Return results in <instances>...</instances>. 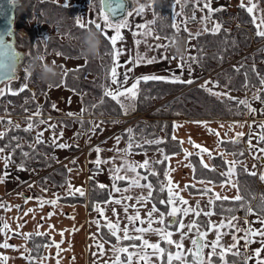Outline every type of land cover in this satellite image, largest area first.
Returning a JSON list of instances; mask_svg holds the SVG:
<instances>
[{
  "label": "trees",
  "instance_id": "16d2710c",
  "mask_svg": "<svg viewBox=\"0 0 264 264\" xmlns=\"http://www.w3.org/2000/svg\"><path fill=\"white\" fill-rule=\"evenodd\" d=\"M92 1L98 8L99 0ZM65 4L55 0H18V3L14 6L13 16V27L15 28L14 45L23 50L20 62L22 65H25L33 55L43 51L61 52L62 56L71 58L81 57L82 62L65 68H61V64L56 63L60 74L51 83H41L36 75L32 74L28 82V88L23 93L15 96L6 94L0 97V112L13 113L21 121L19 128H17V125L9 123L6 113L0 116L1 124L8 122V125L2 130L5 135L0 138V147L7 146L5 149H8L9 154H12V163L16 165L21 163L22 152H29L33 158L25 161L26 168H33L37 172L40 169L45 170L37 175L36 181L43 187H51L53 189L59 188L60 185L66 182L67 164L63 162L57 163L52 153V146L48 142L36 144L33 133L23 130L27 127L28 118L33 117V113L30 111L37 109L39 106L41 115L33 117L34 124H39L38 121L46 116L53 117L52 124L58 122L61 125L69 126L72 121L75 122L77 125L76 130L73 131L75 137H78L77 133L80 134V129L84 131L90 126V117L102 121H111L116 119L117 116L126 114L110 98H105L103 105L100 104V98L103 94V89L100 86L109 85L110 80L108 72L111 68L112 60L106 54L111 51L108 41L101 37L103 43L100 55L95 58H87L88 63L85 66V57L80 55L76 41L73 39L76 35L81 34V30L74 26V18L77 17L78 13L77 6L68 4L67 7H63ZM183 7L186 11H189L192 7V2H185ZM234 10L237 24H230L228 28L222 27L221 31L215 34L210 31L204 32L200 30L201 35L192 38V44L189 47L187 45L189 32L196 33L198 31L188 28V31H184L185 27L179 25L181 31L176 32L172 28L174 23L172 0H155V2L151 0V21H154L152 27L156 35L168 39L179 35L187 45V56L202 57L199 62L192 64V69L198 72V75L191 79L193 80L191 84L167 81H141L138 86L137 102L131 110L132 113H143L145 116L136 117L129 127L133 129V140L138 141L133 143V148L130 151H154L160 148L162 152V156L158 160H151L152 171L146 168H137V171L141 174L140 177L147 176L146 180L152 184L153 195L149 199L161 212L167 213V204L160 203L161 200H166L167 198L165 189L163 191L160 190L161 187L164 188V157L166 154L179 151L180 149L178 139L174 140L170 132L172 119L175 117H242L246 113L244 105H238L237 100L227 98V96L233 97L232 95L227 94V96H222L218 99L216 96L210 95L205 88H202L201 85L203 84L196 81V79L209 71L212 78L222 87L239 92L260 84V78L264 71V42L253 48L250 47L251 41H257L261 38L256 36L248 12L241 6H236ZM213 16L220 19L223 23L229 22L221 17V11L215 12ZM29 20H33L34 24L30 25ZM40 23H45L52 27V32L44 36V38L47 37L46 42L44 38L41 39L39 37L36 31L35 24ZM68 33L72 35H68ZM190 48L191 50H189ZM233 58L239 62L238 65L233 64L231 61ZM77 67H81L82 70L72 72L66 78L63 77L65 69H75ZM62 80L64 81L63 83L61 82ZM245 84H247V87H245ZM57 85L71 89L76 93L80 92V113L78 116L66 117L59 114L56 108L53 109L46 89L48 86ZM29 86H33V90H30ZM257 93L264 99V92L258 90ZM37 99H40L39 103ZM161 99L164 100L156 104ZM94 104L97 107H92ZM82 108L86 109L83 113H81ZM23 113H28L29 115L25 116ZM81 121H83V124ZM40 125L49 131L47 124ZM260 125L258 126L257 140L263 143L264 149V141L259 139L261 135H264V128L260 127ZM125 130L120 132L125 142L124 150L128 146L126 145L127 142H129V134ZM159 134H161V137L156 140L160 141L159 143H145L147 139L156 137ZM13 137L18 139H13ZM17 143L21 145L20 148L15 147ZM219 144L224 150L230 151L236 158L244 157L246 153L244 144L240 140L233 143L231 139H220ZM136 145H140V147H136ZM124 152L127 153L129 151ZM241 153L243 154L241 155ZM260 157L264 160V153ZM189 158L193 165V176L209 178L213 182L226 178V176L221 175V173H224V163L218 154L212 156L213 166L209 168H204L195 154H191ZM156 161L161 162L156 163ZM89 168L95 167L90 166ZM213 168L215 169L214 171L212 170ZM152 172H155L156 175H152ZM251 172L243 165L237 164L235 166V181L240 194L245 198V207H252L255 213L264 217V211H262L264 209V190H256L254 176L250 175ZM90 177L92 176L88 175L85 177L84 196L81 197L78 193H65L59 196V200L64 202H85L87 209H91L94 202L105 200L108 196L107 186L104 189H100L98 185L106 184L99 182L94 177L89 179ZM46 180L50 181V184ZM140 181L143 182L145 179ZM112 182L116 185H123L127 183V180L115 182L112 180ZM188 188L190 190L197 189L190 185ZM211 207L213 212L227 217H232L236 214V211H239L240 214L245 213V210L240 208L239 202H235L232 198L226 201L214 200ZM229 209L234 210L228 211ZM197 210L200 209L197 208ZM167 220L168 217L165 215V223H168ZM194 220L201 226L207 227L208 221L203 213L200 216H194ZM175 223L176 218H173L168 227H174ZM99 231L109 241L114 240L104 226L101 225ZM35 233L37 232H30L32 235L27 240L29 256L33 258L29 260L31 264L38 263L35 258L41 253L43 243L49 241L46 233L40 236L35 235ZM162 246L165 250L168 249L167 243L162 242ZM239 253L236 256L227 253L225 256L227 264H244L245 254L242 250H239ZM185 258L191 261L188 253H186ZM218 262H220V258L216 256L214 264ZM177 263L178 261L173 262V264Z\"/></svg>",
  "mask_w": 264,
  "mask_h": 264
},
{
  "label": "crops",
  "instance_id": "0c3cea01",
  "mask_svg": "<svg viewBox=\"0 0 264 264\" xmlns=\"http://www.w3.org/2000/svg\"><path fill=\"white\" fill-rule=\"evenodd\" d=\"M211 2L217 5L216 8L223 7L225 9H230V10H234L236 6L241 5V0H211ZM253 2L257 4V9L254 10L253 14H249V13L248 14L251 18V22L253 23L254 31L256 32L257 31L256 24L259 23L260 17L264 15V0H253ZM243 3L245 5V7L243 8L246 10L247 6L249 5V0H243ZM253 15H255L257 18L255 22H253ZM185 21L187 22L188 20ZM220 24L222 25V27L224 26V23H220ZM199 29L203 30L204 28H199ZM262 42H264V38H261L257 41H251L250 47L253 48L255 47V45L260 44ZM187 43H188L187 45L190 47L192 44V38H188ZM189 50H191V48ZM234 62L236 61L234 60ZM210 77H212L211 74ZM262 77H264V71ZM208 78L209 76H206V74H202L196 79V81L201 82L202 84H204L205 81H210L212 83L209 84L212 87H214L213 83H215V81L213 80V78L212 80L211 79L209 80ZM3 83L0 84V88H6L3 85ZM259 87L264 88V86H262L261 84H259ZM46 93L48 94L47 90ZM232 96L235 97L234 95ZM255 102H257L256 106L259 105L260 107L262 106L264 107V100L261 103L258 102L257 100ZM254 104L252 103L250 105L254 106ZM251 118L254 117L242 116V117H229V118H222V117L173 118L171 122L170 132L172 136H175L178 139L180 144V149L179 151L171 152L165 155L169 157V159L165 160L164 175H163V185L167 196L166 200L168 199V191H167L168 178H166L165 172H168V175L171 178L174 192H178L179 196L183 197L185 200L188 201V205L178 204L177 205L178 207H192L193 209L197 210V202H199L198 208L200 210L203 209L206 211L213 212L212 207L211 205H209L208 201L209 199L214 197V194L219 193L222 196H227L229 198L234 197L237 194V189L232 188L231 185L225 183V181L230 179L231 182L236 183L235 173L231 177H226L225 179L220 180L218 182H213L209 178L195 177L193 176V165L190 161V158L189 156L185 158L184 152L185 150H187L188 152L195 154L201 165H202L201 159H203V163H206L209 165V167H212L213 166L212 160L209 159L208 154L200 152V149L195 148L193 146V144L200 145L203 148L209 149V151L212 153V156L218 154L221 157L223 163L225 160L238 161L239 163L237 164H241L247 170L252 171L248 163H251V160L249 158H251V155L253 153L251 152V150L249 153V149L246 148V146L248 145L247 143H245L246 137L251 132L252 130L251 127L254 124V121H251ZM95 120L96 119L92 120L91 118L90 126L86 130L80 131V134L78 135L80 141L76 144L78 147H75L78 153L81 150H84L85 152L86 149H88L86 153L88 154L92 152L94 146L102 145L107 138H109L111 135H114V131L110 129V126H106L108 124V121H103V124L100 125L98 124L99 122H95ZM197 121L207 122L208 127L206 128L204 127L203 124L196 123ZM174 122L180 126L177 128H173ZM4 124H1L0 122V132H2L3 128L6 126ZM96 125H98L99 127L96 128L95 131H93V128ZM63 126L67 127L66 125ZM209 129L215 130V132L219 133V136L213 134V132L209 131ZM237 132L244 133V135L239 137L238 140H240L244 144V150L247 156L241 158H236L234 155L231 154L230 151L224 150L219 144L220 139H231L235 137ZM97 133L98 135L95 136ZM83 134L85 138L89 139L90 141L87 142L83 141L84 139ZM189 138H191V141L193 143L188 142ZM43 140L51 145L49 135H47L46 139L43 138ZM181 141H183V143H180ZM104 145L105 147H107L106 144ZM56 150L59 151V153L63 152L59 148H57ZM158 150H160V156L151 158V160H158L162 156V152L160 148H157L154 151H150V150L133 151V152L129 151L127 152V154L132 157L136 156L137 153L154 152L157 154ZM4 154L5 155L9 154L8 149H5ZM127 154H123V155H127ZM55 155H58V153H55ZM60 156L61 155H59V157ZM63 159L64 158L62 157L59 161L57 160V163L63 162L67 164L66 182L62 184L61 188H57V189H53V188L48 189L50 187H43L40 184H37L36 177L39 173L33 175L32 173L29 172V168H26V170L23 171H19L17 170V165L13 164L12 162L9 164L8 168L5 169L4 161L0 160V174H3L5 171H7V173L9 174L6 182L0 183V202L8 206L7 209L0 208V218H2L0 219V228H2L4 224H7L9 226L8 229H5L3 232H0V242L7 240L9 244L17 246L15 248H7V249L0 248V254L9 257V259L6 261V264H31L29 262V259H27V257L29 256V245L27 243V240L24 239L23 235H18L16 233L40 232V233H46L48 235L49 241L43 243L41 253L35 258L38 261L37 264H57V259H59L60 264H93L94 260L97 262V264H105L106 261L108 262V264H112V262L115 260V255H116V253L112 251L113 248L128 247L133 243L135 244L142 243V241L134 240V239L121 240L118 242L113 236L112 237L114 240L109 241L100 233L97 225L93 223L94 220L99 221L100 226L101 225L104 226V228L109 234L111 233L108 230V228L105 227L106 223L108 221H111L113 223L118 222L119 228L121 230L126 226L129 228L130 236L135 237L137 235H143L145 239H148L152 243H156L159 241L161 247H163L162 242L164 241H160L158 235L152 233L141 234L133 230L134 228L148 227L147 212L151 209L153 203L151 202L150 199H146L141 202H138L137 199H135L136 197H146L148 189L143 187H136V186L129 187L131 179H128L127 183L123 185H116V187L121 189V191L119 192L114 191L112 188L113 182L111 181V183H109L105 179V176H107L108 171L111 170L110 168L111 165L106 171H103L101 166H99V169H97L94 164H89L90 166L95 167L94 168L95 170L92 169V172H94V174L90 176L94 177L99 182L105 183L108 190L107 198L103 201L94 202L91 209L86 208L85 202H78V201L64 202L59 199L56 206L45 204L43 207H40L37 198H43L47 200L56 199L57 197L65 193H68L69 183L72 185L73 189H75V186L77 185V182L74 181L73 183L71 176H69V174L71 175L76 174L77 167L71 165L73 164V162L65 161V160L63 161ZM111 161L113 162L114 160L111 159ZM127 164L136 165L140 163H137L135 159H131L129 162H127ZM228 167L229 165L224 163V172L227 171ZM68 169H71V172H69ZM140 175L141 174L139 173V176ZM140 183L148 184L145 181L144 182L140 181ZM221 184H224V187H221ZM186 185L187 188H185ZM189 185L197 189L190 190L188 188ZM85 186L86 183L84 179V183L81 185L80 188L85 190ZM205 188L210 189V191L207 192L206 194H204ZM45 189L47 191H45ZM125 189H128V191H124ZM24 194H26V196H24ZM127 196H131L133 197V199L131 200L123 199V197H127ZM27 198H31V199H27ZM118 199L122 200L121 204H116L114 202L115 200ZM17 205L19 206L18 208L15 207ZM126 205H135V208L128 207L127 212H125L124 208ZM94 206H99L100 208H102L104 215L101 216L97 211H95ZM28 209H33V212H29L28 215H25V212H27ZM113 209L116 210L115 215L113 214ZM168 210H170V206L167 205V211ZM137 211L140 213L141 219L144 220L143 224H141L139 221L130 222L126 218L127 216L135 215ZM50 212L53 213V215L49 217L48 214ZM178 216L184 222V224L187 225L188 223L194 220L195 215L193 213H189V215L184 216L182 213H178ZM233 216L238 217V220L234 221L233 223L236 224L237 227L239 228L242 229L264 228V224H261L259 222L261 220H264V217L259 216L255 212L246 215V212L244 214H240L239 211H236V214ZM105 217H107V220H105ZM205 217L207 218L208 221L207 227H203L199 223H197V227L199 228L200 231H207V237H206L207 241H211L215 239V230L209 231L212 224L218 225L221 221H224L226 225L228 220L231 219V217H227L223 214L215 213V212H213L211 216H205ZM157 219H158V214H153L154 222L152 226L154 228L162 227V225H159L158 223L155 222ZM245 221H248V223H245ZM18 224L22 225V227L18 228L17 227ZM50 225L52 227H49ZM73 228H75L76 231H72ZM178 228H179V223L177 222V220L174 227L172 228L168 227V230L173 233L172 239L176 241L180 240V232L177 231ZM219 230L223 233L221 238V243L225 247H228L231 244H233L234 242L232 239L233 235H236L238 237L244 236V232H236L235 228H229L227 226ZM61 231H63V237H61L60 235ZM180 231L186 234L182 242L184 248L193 249V244L191 243V240L193 239V236L197 234L196 228H194L191 232L188 231L187 227L181 229ZM119 235L123 236V231H120ZM248 238L254 242L249 243L246 248L244 247L243 239H241L239 242V250H242L244 252L245 258L252 256L255 249L262 247V243H261L262 238L259 235L254 237L249 236ZM61 240L64 241L63 243L60 244V248L62 249V251L59 253V256H57V249L54 246L53 241L60 242ZM98 243L103 244V247L105 249V254L103 256H99L98 254L99 253V249L97 248ZM25 248H27L28 251L25 253V256L22 257L21 252H24ZM129 250L137 251L138 249L130 248ZM148 251L149 254H151V250ZM166 251L175 252L176 249L173 245H168V249ZM211 251L212 249L210 247L205 248L203 250V254L207 257V253ZM217 251H219V249ZM93 253H97L98 255L94 256ZM119 255H121L122 258L126 257V254L123 253H120ZM261 257L264 258V251L261 252ZM152 260H153V264H167L166 257L163 258L162 262H161V258H157V257H152ZM185 260L187 264H191V261H188L186 258ZM177 264H179V262ZM248 264H256L255 259L249 260Z\"/></svg>",
  "mask_w": 264,
  "mask_h": 264
},
{
  "label": "snow or ice",
  "instance_id": "6c2138e0",
  "mask_svg": "<svg viewBox=\"0 0 264 264\" xmlns=\"http://www.w3.org/2000/svg\"><path fill=\"white\" fill-rule=\"evenodd\" d=\"M15 2V0H9V4H13ZM180 0H177V3H179ZM197 3H199V0H196ZM99 5H100V11H99V16L100 18L103 20V25L95 20H91L89 19L87 21V24L83 22L82 18L80 17H76L74 18V26L77 27L78 29L81 30V33L84 32L86 30V28H95L101 37H103L106 41H108V44L110 45L111 51L107 52L106 54L109 55L111 57L112 60V66L109 69L108 72V77L110 79V83L112 85H116V88L113 89L112 87H110L109 85H101L100 87L103 89V94L100 98V104L103 105V103L105 102V98H110L112 101H114L117 105H119L120 109L123 110L125 113L130 110L133 109L135 107V104L137 102V97L139 94V84L141 83V81L143 82H148V81H167V82H171V83H187V84H191L193 83V80L188 79V80H183L182 79V73L184 70H187L189 73H191L192 71V64L199 62L200 59H202V57L200 56H184L181 58H176V57H168L166 53L161 54V53H157V55L148 58L146 57V54H141L137 51L136 56L134 58H132L131 62L134 63L135 65L139 66L141 64H148L151 65L153 63H159V62H168L170 60H177V69L174 72H171L170 76H160V75H142L140 77H137L136 80L131 84L130 87H123V83L124 81H122L120 79L121 73L118 72V67L120 66V56L122 55V50L121 48L118 46V42H123L125 40V35L123 33V29L128 28L129 26V20L128 18L131 17L133 14H135L136 16H140L143 14L144 12V8L145 6L140 4L138 5L136 8H134L131 12L127 11V8L125 10V15L117 20V21H113L111 19V15L116 13V10L121 8L123 6V0H99ZM68 4L66 3L65 5H63V7H67ZM241 7H245L243 0H241ZM206 9L207 10V15L201 17V21L203 23H207L208 20L211 19L212 15L215 12L218 11H222V7L221 8H213L211 6V0H205L204 4H203V8L201 9L202 11ZM257 9V4L255 2H253V0H249V5L247 6V12L249 14H253L254 10ZM176 15H179V13H177ZM192 19H195V17L193 16ZM256 16L253 15V22L256 21ZM150 23H154V21L148 22ZM185 23H187L185 21ZM137 29H140L141 31L138 32H133L132 35L134 37L140 36V37H146L149 35H152V30L148 27V24H137L135 26ZM172 28H174L176 30V32L181 31V28L179 25H177L176 23L172 24ZM222 25L219 22H214L213 27L211 29H208L206 26L203 29L204 32H211L213 34L218 33L221 31ZM256 36L259 38H264V15H262L259 19V23L256 24ZM106 30H112L113 34L112 35H108V32ZM184 31H188L187 28H184ZM7 35H11V32L9 31L7 33ZM68 35H72L71 33H68ZM201 35V32H196V33H191L189 32V38H194L196 36ZM76 39H80V35H76L75 36ZM155 38H159V37H155ZM45 42L47 41V37L44 38ZM135 44L137 45V47L144 41H142L141 39H135ZM150 50H154V49H159L161 47L166 48L167 45L161 46V45H155V46H148ZM185 51L187 52L188 49L186 48ZM57 55H62L61 52H57ZM22 59V56L19 52H17L13 46L10 43H7L5 41V39L3 37H0V81H13L15 79H17L16 75H15V68L16 65L20 62V60ZM43 59V58H41ZM55 63V62H53ZM88 60L85 57V66L87 65ZM61 68H64V65H60ZM82 68L81 67H77L75 69H65L64 73H63V77H67L70 73L72 72H79L81 71ZM132 69L129 68L128 71L130 72ZM171 71V70H169ZM180 73V74H177ZM124 80L127 79V73H124ZM31 74L27 73L24 77V83L20 86L19 89L13 90L10 87L7 88H0V97L5 96L6 94H10V95H19L21 93H23L25 90H27L28 88V82L30 80ZM62 83L64 82L63 80L61 81ZM209 83H212L210 81H205V83L203 85H201L202 88H205L210 95L216 96L218 99L221 98L222 96H227V93H220V92H215L210 88H207V85ZM260 84L262 86H264V77L260 78ZM245 87H247V84H245ZM260 92H264V88H261ZM228 99L230 100H237V98L235 97H231V96H227ZM254 100H261L262 97L259 93H257L256 95L253 96ZM238 105H244L246 106L250 112H255L256 110L254 108L251 107V105L249 104L247 99H239L237 100ZM53 109L56 108V105L53 104L52 105ZM92 107H97V105H92ZM86 109H81V113H83ZM25 111H27V109H25ZM41 112L39 109V106L37 107V111L35 113H33V117L35 116H40ZM67 115L69 116H73V115H79L76 113H67ZM33 117H29L28 120V124L27 127L24 128L23 130L25 132H30L33 127H34V121H33ZM50 119V118H49ZM114 123L116 121H113ZM9 123H11V121H9ZM39 124H46L48 123L47 121H45L44 119H40L38 121ZM81 123L83 124V121H81ZM196 123L198 124H203L204 127H208L207 122H203V121H197ZM180 125H177L175 122L173 123V128H177ZM17 128H19V125L16 126ZM49 128L55 129L56 125L55 124H48ZM99 126L96 125L93 128V131L96 130V128H98ZM260 127L264 128V124H261ZM128 134H129V143L127 148L124 151H130L133 148V129L128 128L125 130ZM209 131L213 132V134L219 136V133L215 132V130L213 129H209ZM5 133L0 132V138L4 137ZM77 136L79 135L78 133L76 134ZM244 133L242 132H237L235 137L231 138V142L235 143L238 141V138L243 136ZM63 137V132L61 131L60 136H52L50 137V142H51V146L55 147V148H59V149H68L70 147H72V145L68 144V143H60L59 140ZM13 139H18L17 137H13ZM173 139L175 140L176 137L173 136ZM259 139L261 141H264V135H261L259 137ZM117 143H119L120 137L116 138ZM160 141H146L145 143H159ZM189 143H193L191 141V138H189L188 140ZM41 143H45V141L43 140V131L37 132L36 135V144H41ZM180 143H183V141H181ZM249 145H251V140H249ZM193 146L195 148L200 149V152L202 153H207L209 159H212V153L209 151V149L207 148H203L200 145H196L193 144ZM7 147V146H5ZM5 147H0V160L4 161V168L7 169L9 164L12 162V154H8L5 155ZM16 148H20L21 145L19 143L16 144L15 146ZM31 147V146H30ZM136 147H140V145H136ZM96 153H97V158L92 161V163L96 166L97 169H99V166L103 163H107L108 161L102 160L100 157V153L102 151V149L99 146H96L94 149ZM261 153H264V149H260L259 150ZM192 153L188 152L187 150H185L184 155L185 158H187L188 156H190ZM243 153H241L242 155ZM32 155L29 152H22V160L21 163L19 165H17V170L19 171H23L26 170V164L25 161L26 160H30L32 159ZM257 159H259L260 157H256ZM165 160L169 159L168 156L164 157ZM161 161H156V163H160ZM73 163H75V161H73ZM201 163L203 165L204 168H209V165L206 163H203V159H201ZM225 164H228L229 167L227 169L226 172L221 173L222 176H226V177H231L232 175H234L235 173V166L237 163H239L238 161H224ZM190 166V165H189ZM125 165H121L120 167H116L114 168L113 171V176L112 179L113 181H120V180H128L129 178L127 176H120L118 173L121 171L122 168H124ZM150 167V162L149 160L145 159L143 161V163L140 164H127L126 165V170L127 171H131L136 173V176L131 178L130 181V185L129 187L132 186H136V187H143V188H147L148 192H147V196L146 197H136L135 199H137L138 202H141L143 200L149 199L152 197L153 193H152V184L148 183V184H141L140 180L141 179H147V176L144 177H140L139 173L136 171L137 168H149ZM255 167V165L253 166ZM213 171L215 170L214 168L212 169ZM69 172H71V169H68ZM152 175H156L155 172L151 173ZM8 173L7 171H5L3 174H0V183H4L6 182L7 178H8ZM250 175H257L256 172H251ZM165 176L166 178H168V199L167 200H161L160 203L161 204H167L168 206H170V210L167 211V213L165 212H161L155 204L152 205L151 209L147 212V217H148V227L147 228H134L133 230L137 233H152V234H156L159 236L160 241H164L166 242L168 245H173L176 249L175 252L173 251H166L165 248L161 247L160 242H156V243H152L150 242L148 239H145L143 237V235H137L135 237L130 236L129 235V228L126 226L125 228H123L122 230L119 228V224L117 223H113L111 221H108L105 225V227L108 228V230L110 231L111 235L113 237H115V239L119 242L121 240H140L142 241L141 244H131L128 247H118V248H113L112 251L114 253H116L115 255V260L112 262V264H153V260L152 257H157V258H165L166 257V261L167 264H173L174 261H178L179 264H187L186 260H185V253H188L191 257V264H214V258L216 256H219L220 258V262L221 264H227V261L225 259V256L227 253H231L232 255L236 256L239 255V242L241 239L244 240V247L246 248L248 246L249 243H252L254 241L250 240L248 237L249 236H257L259 235L262 240V247L261 248H257L254 250L252 256L246 257L244 260V264H248L249 260L255 259L256 264H264V258L261 257V252L264 251V228L261 229H242L237 227L236 224H234V221L238 220V217L236 216H232L230 220H228L227 224L225 225L224 221H221L218 225L217 224H212L211 228L209 229V231L211 230H215V239L211 240V241H207L206 237H207V231H200L199 228L197 227V221L193 220L192 222L188 223L187 225L184 224V222L179 218L178 213H182L184 216L189 215V213H193L195 216H200L201 213L203 212V214L205 216H211L213 214V212L211 211H206V210H196L193 209L192 207H178L177 205H188V201L185 200L183 197L179 196L178 192H174L173 187H172V181L171 178L168 175V172H165ZM89 179H92V177H90ZM259 179L261 181H264V172H261L259 174ZM225 183H228L231 185L232 188H236L237 189V194L232 197V199L235 202H239L240 204V208L244 209L247 214H252L254 213V210L252 207L248 206L245 207L244 204V196H242L240 194L239 188L237 186L236 183L231 182V180H226ZM98 187L100 189H104L106 187V185L104 184H99ZM221 187H224V184H221ZM112 188L114 191H121V189H119L118 187H116V184L113 183ZM185 188H187V185L185 186ZM161 191L164 190L163 187H161L160 189ZM45 191H47L45 189ZM124 191H128V189H125ZM210 189L205 188L204 189V194H206L207 192H209ZM78 193L81 197L85 195V192L82 188H75L73 189L72 185L69 183L68 185V194H76ZM27 199H31V198H27ZM26 199V202H27ZM40 207H43L45 204L48 205H52V206H56L58 203V199L59 197H57L56 199H51V200H47V199H43V198H37ZM123 199H128L131 200L133 199V197L131 196H127V197H123ZM229 197L227 196H222L219 193L214 194V197L209 199L208 203L209 205H212L214 200H220V201H226L228 200ZM116 204H121L122 200H115L114 201ZM15 207H19L18 205ZM128 207H133L135 208V205H126L124 210L125 212H127ZM199 207V202H197V208ZM0 208H8L7 205L3 204L2 202H0ZM10 210V209H9ZM94 210L97 211L101 216L104 215L103 209L100 208L99 206H94ZM234 209H229L228 211H233ZM262 211H264V209H262ZM29 212H33V209H28L27 212H25V215H28ZM113 214H116V210L113 209ZM153 214H158V219L155 221L156 223H158L159 225H162V227H153ZM49 217L51 215H53V213H49L48 214ZM165 215L169 218L168 223H165ZM130 222H134V221H139L141 224L144 223V220L141 219L140 217V213L137 211L135 213V215L133 216H127L126 217ZM171 218H176L177 222L179 223V228L177 229L178 232H180V240L176 241L172 239V235L173 233L171 231L168 230V226L169 224L172 222ZM2 219V218H0ZM105 220H107V217H105ZM261 224H264V220L259 221ZM93 223H95L98 227V229L100 228V222L99 221H93ZM245 223H248V221H245ZM229 227V228H235L236 232H244V236L243 237H238L236 235H233L232 239H233V244H231L228 247H225L222 243H221V238L223 233L219 230L223 227ZM17 227H22V225H17ZM49 227H52L51 225ZM185 227H187L188 231L191 232L193 230V228H196V232H197V236L196 238L191 240V243L194 245V250L189 248V249H185L183 246V240L185 238V233L180 231L181 229H184ZM9 226L7 224H4L2 228H0V232H3L5 229H8ZM72 231H76L75 228H73ZM123 231V236L119 235V232ZM18 235H23L25 240H28L32 234L30 233H16ZM35 235L40 236V235H44V233H40L37 232L35 233ZM61 237H63V231L60 232ZM64 241L61 240L60 242H55L53 241L54 246L57 249V256H59V253L62 251V249L60 248V244L63 243ZM51 246V245H50ZM17 246L15 245H11L7 242V240H4L3 242H0V248H15ZM210 247L212 249L211 252L207 253V257H205V255L203 254V250L205 248ZM97 248L99 249V256H103L105 254V249L103 247V244H97ZM138 249L137 251H130L129 249ZM219 249V251H217ZM151 250V254H149V251ZM235 250V251H233ZM27 248L24 249V252H21V256H25V253L27 252ZM120 253L126 254V257L122 258L121 255H119ZM97 253H93L94 256L98 255ZM9 259V257L4 256L2 254H0V264H6V261ZM27 259L32 260L33 258L31 256H28ZM57 264H60L59 259H57ZM93 264H97V262L94 260ZM105 264H108V262L106 261Z\"/></svg>",
  "mask_w": 264,
  "mask_h": 264
},
{
  "label": "rangeland",
  "instance_id": "374dc122",
  "mask_svg": "<svg viewBox=\"0 0 264 264\" xmlns=\"http://www.w3.org/2000/svg\"><path fill=\"white\" fill-rule=\"evenodd\" d=\"M55 1L76 5L77 10H78L77 17L82 18L84 23H86L89 19L95 20V21L101 23L102 25L104 23L103 20L99 16L100 6L98 8H96V4L92 0H55ZM128 1L129 2H128V5L126 8H127V11L131 12L138 5L133 4L132 0H128ZM187 1L192 2V7L190 8L189 11H186L183 7L185 2H187ZM204 2H205V0H199V3H197L196 0H180V2L177 3V0H172L174 23H176L177 25L182 24L185 28L191 29L193 31L200 30L199 28H205V26L207 28L211 29L213 27V22H215V21H218L219 23H223L220 19H218L217 17H215L213 15H212L211 19L207 21L206 25H205V23H203L201 21V17L207 15L206 9H204L203 11L201 10L203 8ZM140 4L145 6L143 14L140 16H136L135 14H133L131 17L128 18L129 26H128V28L122 30L124 35H125V40L122 43L118 42V46L122 50V55L120 56V66L118 67V72L121 73L120 79L122 81H124L123 87H130L131 84L136 80V78L140 77L142 75L155 74V75H160V76H170L171 72H174L177 69L178 61L175 59L170 60L168 62L153 63L151 65L141 64L139 66H137L131 62L132 58H134L136 56L137 51L141 54H146V57H148V58H151V57L157 55V53H161V54L166 53L168 57H172V55L170 54L167 47L166 48L161 47L159 49H154V50L149 49V47H148L149 45H151V46L168 45L169 39L156 35V33L152 27V23H150V24L148 23V22H151V17H152L151 16V0H140ZM211 6L213 8H216L217 5H215L211 2ZM223 10H226V9L223 8ZM177 13H179V15H176ZM124 15H125V13H124ZM193 16L195 17V19H192ZM122 17H120L119 19H121ZM119 19H116L113 21L115 22ZM185 20H188L187 23H185ZM193 20H194V22H193ZM29 24L33 25L34 24L33 20H29ZM137 24H148V27L152 30V35H149L146 37H140V36L134 37L132 35L133 32L141 31L140 29H137L135 27ZM228 25H230L229 22L224 23L223 28H228ZM35 27H36V31H37V33L41 39H43L44 36L47 35L48 33L52 32V27L45 24V23L35 24ZM106 31L108 32V35L113 34L112 30H106ZM155 37H159V38L157 39ZM135 39H141L144 42H142L137 47V45L134 42ZM257 45H255V46H257ZM42 53H44L48 63H53V62H55V64L60 63L61 65H64V68L68 67V66H75V65L82 62L81 57H78V58L65 57L62 55H57L56 54L57 52H53V51H51V52L43 51ZM187 53L185 56H187ZM238 64H239V62L236 61L235 65H238ZM111 66H112V63H111ZM129 68L132 69L130 72L128 71ZM169 70H171V71H169ZM15 71H16L15 75H16L17 79H15L11 82L5 81L3 83V85L6 88L10 87L13 90H16V89H19L20 86L24 83V77L27 73L24 70V64L23 65L20 64ZM124 73H127V79L126 80H124V75H123ZM177 74H180V73H177ZM203 74H206V76H209L208 79L212 80V77H210L211 73L209 71H207ZM197 75H198V72H196L194 69H192L191 73H189L187 70H184L182 73V79L183 80L192 79V78L196 77ZM213 84H214V87H212L210 84H208L207 88L210 87V88H212L213 91L220 92V93H222V92L227 93L228 95H234L235 98H237V100L247 99L249 104L255 103L254 106H251L252 108H254L256 110L255 112H250L249 109L245 106L246 113L244 116H248V117L253 116L254 117V118H251V121H254V124L251 127L252 128L251 132L246 137L245 143H247V145H248V146H246V148L249 149V153H250V150L253 153L252 155L250 154L253 160H251V163H248V165L252 169V172L258 171L257 174L259 175L261 172H264V162H261L260 159L256 158V157L262 155V153L259 150L263 149V143L259 142L257 140V138H258V126L260 124L264 123V107L262 108L259 105H258L259 107L256 106L257 102H255L256 100L253 99V96L256 95L258 90H261V88L259 87V85H254L251 88H246L245 90L239 92V91H235L232 89H226L225 87H222V85L218 84L217 81H215V83H213ZM109 86L112 87L113 89L116 88V85H112L110 83V80H109ZM47 88L48 89H46V90L49 94V98L52 102V105L53 104L56 105V110L58 111L59 114L64 115L66 117H70L69 115H67V113H70V112L76 113V114L80 113V102H79L80 92L76 93L73 90L65 88L61 85L55 86V87L54 86H48ZM29 89L33 90V86H29ZM163 100L164 99L158 100L156 102V104L162 102ZM251 100H254V101H251ZM263 100H257V101L261 103V102H263ZM39 101H40V99H37L38 103H39ZM131 110L132 109L128 110L125 115L117 116L116 119L108 121V124L106 123L107 124L106 126H110V129L112 131H114V135H111L109 138H107L102 145H98L102 149V151L100 153L101 159L108 161L107 163H103L100 165L102 167V170L106 171L109 168V166L111 165V167H110L111 170H109L107 173V176H105V179L109 183H111V181L113 180L111 178V175L113 176V174H114L112 171L114 168L120 167L121 165H126L127 162H129L131 159H135L137 163H143V161L145 159H147L150 162V167L146 168V169L152 171L151 158H155V157L160 156V150L157 151V154L154 152L137 153L136 156H133V157L129 156L127 153L124 152L123 146H125V142H124L120 132L129 128L132 124V121L136 117L145 116L143 113H132ZM36 111H37V109H33L30 112L35 113ZM122 112L125 113L123 110H122ZM5 113L0 112L1 116L5 115ZM6 115L8 116L9 121H11V124H13V125H20L21 124V121L18 119L17 115H15L13 113L12 114L6 113ZM23 115L28 116L29 114L23 113ZM73 116H77V115H73ZM91 118L92 117H90V119ZM222 118H225V117H222ZM94 119H96V118H92V120H94ZM44 120L48 122V123H46L48 126V124H52L53 117L46 116L44 118ZM99 120L100 119H98V120L96 119L95 122H99L98 124H100V125L103 124V121H99ZM113 121H116V122L114 123ZM53 124L56 125L55 129L49 128V131L47 128H45L44 126H42L40 124H34V127L32 129V133L34 135V138H36L37 132H40V131H43V138L44 139L47 138V135H49L50 137H52V136L59 137L61 131L63 132V137L59 140V142L60 143H68V144L72 145V148L70 147L68 149H61L63 152L59 153V151L56 150L57 148L52 147V153H53L56 161L57 160L59 161L62 157L64 158L63 161L64 160L65 161H71V162L75 161V163H73L71 165L74 167H77L76 174L71 175V174H69V172H68V174H69V176H71L73 183H74V181L77 182V185L75 186V188H80L81 185L84 183V179H85L86 175L88 176V175L94 174V172H92V169H94V168L89 169V166H90L89 164H93L92 161H94L97 158V153L94 150H92V152L86 154L88 149H86L85 152H84V150H81L80 151L81 153L77 152L75 147H78L76 144L80 140H79V137L75 138V136L73 135V131H75L76 127H77L75 122L72 121L71 125H69L67 127L61 125L58 122H55ZM4 125H8V122ZM80 131H81V129H80ZM47 132H49V133H47ZM97 135H98V133L95 136H97ZM83 136H84V134H83ZM117 137H120L119 143H117V140H116ZM160 137H161V134L157 135L156 137H152L151 139H147L146 141H156ZM249 140H251V145H249ZM83 141L87 142L90 140L86 139L84 136ZM137 142H138L137 140L132 141V143H137ZM128 143L129 142H127L126 145H128ZM104 144H106L107 147H105ZM95 147L96 146H94V148ZM55 153H58V155H55ZM123 154H127V155H123ZM59 155H61L62 157L61 156L59 157ZM244 156H247V154L245 153ZM111 159H113L114 161L112 162ZM249 159H251V158H249ZM110 163H112V164H110ZM254 165H255V167H253ZM88 169L91 171H89ZM43 171H45V170L40 169L37 172L33 168H29V172L32 173L33 175L36 173L41 174ZM110 171H112V172H110ZM118 174L120 176H127L129 179L136 176V173L131 172V171H127L125 167L122 168ZM255 176H254V181H257ZM46 181L48 184H50V181H48V180H46ZM145 182L149 183L147 180H145ZM37 184H39V183H37ZM61 186L62 185H60L59 188H61ZM48 189H51V187ZM256 190H262V189L257 188V186H256ZM216 264H221V262H218Z\"/></svg>",
  "mask_w": 264,
  "mask_h": 264
},
{
  "label": "clouds",
  "instance_id": "9594fccd",
  "mask_svg": "<svg viewBox=\"0 0 264 264\" xmlns=\"http://www.w3.org/2000/svg\"><path fill=\"white\" fill-rule=\"evenodd\" d=\"M153 2H155V0H153ZM132 3L139 5L140 0H132ZM80 37V39H76L75 37H73V39L76 41L79 53L82 57L95 58L100 55L103 42L99 32L95 28H86V30L80 34ZM167 48L172 57L181 58L186 55L185 49L187 45L179 35L169 39ZM24 70L31 75L35 74L39 82L44 84L51 83L60 74L58 66L55 63H48L44 53L33 55L24 65Z\"/></svg>",
  "mask_w": 264,
  "mask_h": 264
},
{
  "label": "water",
  "instance_id": "95a60500",
  "mask_svg": "<svg viewBox=\"0 0 264 264\" xmlns=\"http://www.w3.org/2000/svg\"><path fill=\"white\" fill-rule=\"evenodd\" d=\"M128 0H123V6L116 10V13L111 15L112 20L119 19L125 13V9L128 5ZM18 3V0H15L13 4H9V0H0V37H3L7 43H10L13 48L23 56V50L14 45V31L13 27V16H14V6ZM100 6V5H99ZM11 32V35H7L8 32ZM21 62V60H20ZM20 62L16 65L15 70L20 65ZM16 73V71H15ZM4 81H0L2 84ZM261 162H264L263 158H259ZM26 196V194H24ZM172 220V218H171ZM169 221V218L168 220ZM197 234L193 236V239L196 238ZM194 249V245H193Z\"/></svg>",
  "mask_w": 264,
  "mask_h": 264
},
{
  "label": "built area",
  "instance_id": "2783aa9c",
  "mask_svg": "<svg viewBox=\"0 0 264 264\" xmlns=\"http://www.w3.org/2000/svg\"><path fill=\"white\" fill-rule=\"evenodd\" d=\"M221 16H222V18L228 20L230 24H237V18H236L235 10H230V9L223 10L221 12ZM232 62H233V64H235L234 58H233ZM250 160H253L252 157ZM256 173H258V171ZM255 178L257 179V181H255V185L257 186V188L264 190V181H261L259 179L258 174L255 176Z\"/></svg>",
  "mask_w": 264,
  "mask_h": 264
}]
</instances>
